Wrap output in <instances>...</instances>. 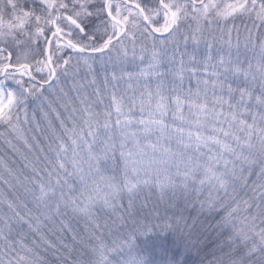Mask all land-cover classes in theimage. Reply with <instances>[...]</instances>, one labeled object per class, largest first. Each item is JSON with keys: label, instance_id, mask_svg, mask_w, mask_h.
<instances>
[{"label": "snow or ice", "instance_id": "obj_1", "mask_svg": "<svg viewBox=\"0 0 264 264\" xmlns=\"http://www.w3.org/2000/svg\"><path fill=\"white\" fill-rule=\"evenodd\" d=\"M27 125L52 155L0 202V264H264V0H0V137L46 153ZM71 217L86 252L48 238Z\"/></svg>", "mask_w": 264, "mask_h": 264}, {"label": "rangeland", "instance_id": "obj_2", "mask_svg": "<svg viewBox=\"0 0 264 264\" xmlns=\"http://www.w3.org/2000/svg\"><path fill=\"white\" fill-rule=\"evenodd\" d=\"M128 70H132V66L129 65ZM86 70H81V75H84ZM70 78L65 80L63 77L61 78V84L57 86V93L56 95H51L49 91H45L44 96H47L49 100L53 102L54 106H58L59 103L63 102V97L57 101L58 87H64L65 90L68 89L70 84ZM11 87H15V85H11ZM71 95V93H70ZM43 105L45 110L47 111V104L44 102L43 97L40 100L29 101L28 111L29 116L33 113L36 114L37 119L41 123V127L45 129V134L50 135L47 132V127L41 118V113L39 111V106ZM62 111V109H61ZM54 125L56 126L57 132L59 133V127L57 122L53 121ZM25 127V136L29 138V142L32 143L31 137L33 135L37 136L41 141V146L45 148L46 153H40L36 150L33 152H28V150L23 146L22 142L16 140L14 135H9V139H12L13 144L15 145L18 151H14L10 146L5 144L4 138L0 137V176L5 177L8 179L9 183L6 185L2 181H0V202L8 199L14 200L16 197H20L21 199H30L29 197H25L22 195L21 190L26 189L24 181L28 180V176L35 174L32 172V164L37 163L36 158L39 157V163L37 164L38 167L43 168L45 164L44 156L45 154L51 158V153L47 152V141L44 140V136L40 133L35 132L34 130H30L32 128L31 125L24 126ZM0 131H4L3 127H0ZM27 157V160L25 159ZM28 164V167L25 165ZM10 169L12 175H8L6 168ZM31 206V205H30ZM0 210H6V207L0 203ZM146 239V238H144Z\"/></svg>", "mask_w": 264, "mask_h": 264}, {"label": "trees", "instance_id": "obj_3", "mask_svg": "<svg viewBox=\"0 0 264 264\" xmlns=\"http://www.w3.org/2000/svg\"><path fill=\"white\" fill-rule=\"evenodd\" d=\"M34 178V176L30 175L28 176V180L24 181L25 188L26 189H33L35 186L31 183V180ZM22 195L25 193V189L21 190ZM25 196V195H24ZM144 197H141V200H143ZM157 198L155 195H151L148 200V208L146 209L147 212H151L152 207L156 204ZM73 231H63L61 232L59 230V224L56 225V228L53 232L48 233V238L57 245L59 248L61 244L67 245L69 248L76 249L77 252H86L87 249L83 246V241L81 238L86 239V232H85V226L86 222L84 219L80 217H71L67 221ZM149 224L152 225H160L163 227L164 221L158 220L152 218V216H149L148 220L146 221ZM77 236V240H73V235ZM146 238V239H144ZM172 236L169 235L166 238L159 234V230H157L156 233L148 236V237H140L137 239L136 244L146 250L153 251L156 253V251L161 248H169L172 251H176L175 248L172 247ZM217 240V234L215 232H212L209 234V241H208V249H212L214 247L215 241ZM61 251H63L61 249ZM181 253H183V249H179ZM219 254V253H217ZM46 255L49 264H56L55 260L53 259V252L49 250L47 253H44ZM187 258L188 264H199V261L201 259V256H198L195 254V252H192L190 254H184ZM156 258L159 259V255H156ZM212 259V256H208L204 260V264H208V261Z\"/></svg>", "mask_w": 264, "mask_h": 264}]
</instances>
